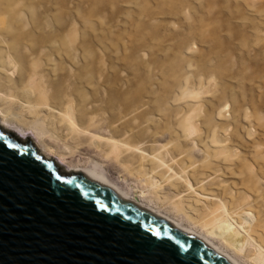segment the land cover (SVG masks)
<instances>
[{
	"label": "rangeland",
	"instance_id": "374dc122",
	"mask_svg": "<svg viewBox=\"0 0 264 264\" xmlns=\"http://www.w3.org/2000/svg\"><path fill=\"white\" fill-rule=\"evenodd\" d=\"M24 1L26 13L19 19L24 29L14 26L12 31L27 35L10 42L17 63L12 78L14 64L2 62L6 66L0 77L3 110L27 114V103L36 102L39 90L45 95L42 102L56 108L71 99L78 129L88 128L129 145L149 139L157 140L155 149L165 145L155 153L165 155L172 169L156 170L163 186L158 196L165 197L166 204L181 203L180 211L197 220L219 202L239 211L240 188L256 190V180L264 178V0ZM37 24L40 29L35 33L32 27ZM40 47L49 49L31 55L29 48ZM32 73L37 74V82L30 88L21 82ZM187 83L196 90L204 88L203 95L184 96ZM142 105L140 115L134 119L127 115ZM195 105L201 106L196 120L202 141L210 143L211 134L218 132L228 138L229 150L241 160L217 181L221 159L211 153L203 160L205 152L191 150L195 136L185 141L179 136L182 115ZM51 115L47 122L60 146L64 143L78 150H74L77 156L94 161L107 157L105 141L95 148L68 130L59 115ZM22 136L38 142L30 130ZM178 151H185L184 174L179 164L170 161L171 153ZM126 153L122 148L121 158L109 161L111 169L120 180L131 179L133 188L143 193L146 185L136 187L132 181L139 174L138 156ZM53 158L63 169H76ZM193 189L208 200L196 202ZM188 206L195 208L193 212ZM242 208L251 212L254 225L256 207L251 203Z\"/></svg>",
	"mask_w": 264,
	"mask_h": 264
},
{
	"label": "water",
	"instance_id": "95a60500",
	"mask_svg": "<svg viewBox=\"0 0 264 264\" xmlns=\"http://www.w3.org/2000/svg\"><path fill=\"white\" fill-rule=\"evenodd\" d=\"M0 264H230L93 172L0 128Z\"/></svg>",
	"mask_w": 264,
	"mask_h": 264
},
{
	"label": "bare ground",
	"instance_id": "6f19581e",
	"mask_svg": "<svg viewBox=\"0 0 264 264\" xmlns=\"http://www.w3.org/2000/svg\"><path fill=\"white\" fill-rule=\"evenodd\" d=\"M26 9L27 4L24 0H15L14 3H10L7 0H0V77L6 69V66L2 65V62H6L8 66L14 64L10 69L12 71L9 74L11 78L13 77L14 69L16 68L17 63L15 58L10 54L9 45L11 40H23L27 34L25 32L15 34L13 33L12 28L14 26L16 28L21 27L20 31L24 29V26L21 25V23L19 24V19L25 16ZM37 22L39 23V21ZM39 29V24L32 27V30L35 33H37ZM46 49H49V47L44 49L41 47L29 48L31 55L36 56L41 54V52ZM3 52L5 54H3ZM36 82L37 74L32 73L27 76L26 82L21 83H25L28 87L32 88L36 85ZM203 89L204 88H199L196 90L193 85L187 83L183 93L184 96H198L201 93L203 95ZM23 93L26 95L29 94L28 90L26 91L24 89ZM1 97L2 94L0 93V99ZM44 99L45 95L43 91L39 90L36 96V102L32 104L27 103L26 108H28L29 112L25 115L13 114L0 107V128L5 132H12L22 140H29L30 138L22 135L28 130L32 131L34 137L38 140V142L33 141L32 143L38 155L42 156L46 160H53L55 165L59 169H62L60 170L63 173H95L97 177L113 192L138 204H142L152 213H155L162 219L168 221L171 225L197 238L211 250L221 255L230 264H264V178L259 176L256 180L255 186L258 188L256 190L240 188L241 191L243 190V193H241L242 196L239 195L238 199H240L243 203L237 206L238 208L236 209L239 210L238 212L235 210L230 211L224 203L219 202L216 206L208 207V210L206 209V212L201 218L198 220L194 219L191 215H189L192 213H184L180 211V208H183L181 203H178L176 206L166 204L168 203L166 202V198L158 196L159 187L163 186H160V182L157 180L156 170L161 167H167L169 171H172L171 167L166 165L167 161L165 159V155L160 154L159 152L155 153L156 150L165 149V145L155 149L153 143H156L157 140L151 139L144 141V143L140 145H129L127 141L124 140L121 141L113 138H104L101 134H96V131L88 128L78 129L75 117L76 110L71 99H66L64 102L62 101L59 108L42 102ZM143 106L144 105L134 109L127 115L134 119L137 114L140 115V112L144 109ZM200 108V105H195L188 113L182 115L179 136L185 141L188 140L190 136L194 135L195 138H193L191 142V150L197 151L198 154L205 152L203 160L208 159V156H211V153L214 154L216 159H221L222 162L218 163H221L222 166L216 165L217 181V179L224 177L228 170H231V166L237 164L239 165L241 160L237 156L235 150L234 152L229 150L230 147L228 146V138L218 134V132H213L211 134L210 143L202 141L199 133L200 129H198L199 127L196 120L197 117L202 114L200 113ZM51 114L59 115V117H61V122L66 123L67 129L69 128L76 132L79 137L88 139L95 148H99V143L105 141L109 145L107 157L104 158V160L97 158L98 160L94 161V159L91 160L89 157L84 158L77 156L74 151L76 149H73L64 143L60 146L57 142V137L49 128V124L47 122V119ZM92 123L93 124H91V126L95 124V122ZM16 129H20V132ZM176 147L178 149L180 148L179 142ZM122 148H125L126 152L131 157L136 155L138 156L137 170L139 174L138 177L136 179H132V181L137 183L136 187L141 184L146 185L147 190L143 193H140L139 190L133 188L134 186H132V183L130 182L131 179L128 181H126L127 179H125V181L120 180L121 176H116L111 169L109 161H117L121 158L120 155ZM209 148H211V152L206 151V149L209 150ZM49 153L59 157V159L68 166H75L76 169H63L62 165H58L60 163L54 160V156L48 155ZM184 154L185 151H178L172 152L170 155V161L175 164H179L181 167L180 172L183 174L185 173V170L188 169V167H183V165H181L183 164ZM227 175H230V173ZM174 176L180 178L177 174H174ZM183 182L187 187H189V189L192 190V186L189 181L185 180ZM218 186L221 187L220 185ZM223 191H225V188ZM193 192L196 196V202H200L202 199L204 202L208 200L206 195H202L197 192L195 193V189H193ZM235 192V189L229 192L231 201L235 198ZM251 203L257 209L254 225L251 224V221L253 220V217L250 215L251 212L249 213L248 210L242 208L243 206H248ZM187 209L190 212H193L195 208L188 206ZM238 258L240 259L238 260Z\"/></svg>",
	"mask_w": 264,
	"mask_h": 264
}]
</instances>
